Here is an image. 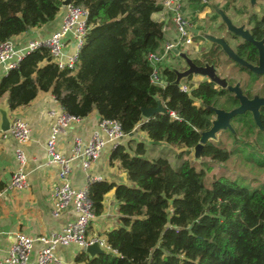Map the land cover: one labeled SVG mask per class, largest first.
Instances as JSON below:
<instances>
[{
    "label": "trees",
    "instance_id": "obj_1",
    "mask_svg": "<svg viewBox=\"0 0 264 264\" xmlns=\"http://www.w3.org/2000/svg\"><path fill=\"white\" fill-rule=\"evenodd\" d=\"M189 1L198 10L207 5ZM72 3L87 10L88 30L77 69L60 70L48 49L39 47L1 77L0 98L15 109L28 104L38 91H50L66 113L82 118L95 109L100 118L116 119L125 134L138 129L150 141L177 149L175 158L180 160L173 168L167 158L149 159L146 144L134 137L119 143L111 161L119 163L128 183L97 180L87 190L94 215L103 211L104 194L114 190L120 224L105 233L110 250L94 257L80 251L76 263L264 264V106L257 119L249 109L232 115L230 127L200 149L207 169L197 167L191 149L211 128L216 110L238 108L240 98L208 79L183 91L168 66L162 67V86L150 81L147 54L160 51L163 42V24L152 18L161 9L156 0ZM61 6L62 0H0V43L51 21ZM241 12L250 38L227 33L236 40V56L256 65L257 41L264 44V12L258 15L249 6ZM220 55L223 50L213 43L193 62L212 64L221 77ZM224 59L245 75L224 78L229 86L238 85L248 99L264 97V74L229 56ZM255 83L257 88L252 87ZM155 96L168 112L144 118L141 107L155 106ZM233 158L236 166L259 172L260 177L207 172L208 161L227 163Z\"/></svg>",
    "mask_w": 264,
    "mask_h": 264
},
{
    "label": "crops",
    "instance_id": "obj_2",
    "mask_svg": "<svg viewBox=\"0 0 264 264\" xmlns=\"http://www.w3.org/2000/svg\"><path fill=\"white\" fill-rule=\"evenodd\" d=\"M165 0H156L161 5V9L152 13V18L163 24V42L176 44L177 32L171 19L169 9L164 5ZM184 7L191 9L195 15L193 20L189 21L193 34H197L199 29L192 22L196 21V16L201 10L193 8L192 2L183 0ZM204 12H207L209 5L204 6ZM185 13V11H184ZM65 14L64 6H61L55 17L44 25L31 27L26 31L11 37L16 49L23 48L27 42L49 36L53 31L58 29L62 23ZM186 15V14H185ZM228 29V25H227ZM225 42V40H224ZM194 44V42H193ZM192 44V45H193ZM227 44V42H226ZM160 46V49L162 48ZM178 50L186 51L185 49ZM70 51V50H69ZM173 55L175 54L173 51ZM234 53V50L232 51ZM168 54V53H166ZM164 57V61L166 59ZM162 62V67L171 66L170 62ZM7 70L0 65V79L5 75ZM185 78V79H184ZM180 83L186 84L189 80L184 77ZM185 80L183 82L182 80ZM195 83L194 85H196ZM193 85V86H194ZM189 87V86H188ZM190 89V87H189ZM0 103L7 104L6 98H0ZM50 110L54 111L49 115ZM62 111L58 101L50 91H38L34 99L28 104L16 107L11 111V117L23 119L29 127V138L23 145H19L9 133L0 132V258L7 255V250L13 242L14 235L17 232L25 233L31 237L49 232H61L64 226L76 218V213L72 207H68L58 216L52 214V191L57 182L58 164L49 161L46 153V141L50 135L52 124L55 122L56 115ZM100 119L99 114L94 109L85 117L72 121L69 125L57 135L56 148L61 154H67L76 137L81 138L84 142L89 140L93 131L97 129V123ZM141 133L144 139H148L144 131L136 129L135 135ZM104 136V134H102ZM131 138V137H130ZM126 139L120 140L125 143ZM21 147L24 151L27 173L28 187L24 190H11L7 188L13 172L17 168L15 150ZM112 148L109 144L105 145L100 157L93 162L89 169L84 170L80 161L73 162V170L70 175V182L75 188L88 187V176L99 177L100 180L114 183H128L126 173L119 167L117 161H111ZM97 181V180H96ZM103 211L100 215H94L89 223L87 236L105 241V233L120 224L117 202L114 199V190L108 191L103 196ZM38 243H35L30 254L29 264L34 262V257ZM105 249V248H104ZM108 251V249H105ZM82 251L74 243L68 245H58L54 252L61 264H86L85 262L76 263V255Z\"/></svg>",
    "mask_w": 264,
    "mask_h": 264
},
{
    "label": "built area",
    "instance_id": "obj_3",
    "mask_svg": "<svg viewBox=\"0 0 264 264\" xmlns=\"http://www.w3.org/2000/svg\"><path fill=\"white\" fill-rule=\"evenodd\" d=\"M203 2L208 0H202ZM164 5L169 9L171 19L177 32L176 44L165 43L160 51L149 52L147 60L151 65L150 81L153 84L162 86V62L166 53L178 46L193 44L192 30L190 23L183 9V0H165ZM65 14L58 29L49 36L27 42L21 48L16 49L14 42L9 38L0 43V65L6 70L18 65L19 60L26 53L39 47L48 49L51 60L60 69L75 71L78 63V53L84 42L88 30L86 18L87 10L72 2L65 5ZM70 50V51H69ZM181 90L188 92L186 84L179 83ZM49 115L54 111L50 110ZM79 118L66 113L63 109L56 115L55 122L51 126L50 135L46 141V153L50 162L58 164L57 182L52 191V214L58 216L68 207H72L76 218L68 222L61 232H49L31 237L22 232L14 235L13 242L7 250V255L0 258V264H29L30 254L35 243L39 244L32 264H61L54 249L58 245L77 244L82 251L94 241L100 247L110 250L106 241L89 238L87 230L89 223L94 217L92 202L88 196L87 186L75 188L70 182V175L73 170V162L79 160L84 170L89 169L104 149L109 144L112 150L125 137L120 123L113 118H100L97 129L92 132L89 140L84 142L76 137L67 154H61L56 148L57 135L60 134L72 121ZM14 140L23 145L29 138L28 124L19 117H12L11 127L7 132ZM104 134V136H102ZM17 168L8 181L7 188L11 190H24L28 187L27 173L25 171L26 158L23 149L19 146L15 150ZM99 180V177L88 176V183Z\"/></svg>",
    "mask_w": 264,
    "mask_h": 264
},
{
    "label": "rangeland",
    "instance_id": "obj_4",
    "mask_svg": "<svg viewBox=\"0 0 264 264\" xmlns=\"http://www.w3.org/2000/svg\"><path fill=\"white\" fill-rule=\"evenodd\" d=\"M243 0H208L207 4L209 5V9L207 12H204V9L201 10L200 14L196 16V21L192 22L196 28L199 29L197 34H194V44L193 45H186L184 47H179L180 49H185L186 55L192 59L194 57H200L201 53L207 51L213 43L218 44L221 49L223 50V55H220L221 63L220 68L222 71L221 77L222 78H232V79H242L245 78V75L240 74L235 68H233L232 64L225 62V57L231 54L232 49L234 50L235 39L231 37L227 32H232V30L228 31L226 29L227 23L230 22L234 27L239 28V31L242 33V28L244 27L243 24L245 22V14L241 12L243 6H249L251 10L258 12L259 14L263 10L264 0H253L248 2L246 5ZM193 8L195 7L192 4ZM183 9L185 11L186 17L188 20H193V16L195 13L191 9H186L184 7L183 2ZM239 11H238V10ZM231 28V27H230ZM225 40V42H224ZM227 42V44H226ZM225 49H223V47ZM167 62L171 64V66L175 67L177 70H184L187 67L186 61L179 55H173L172 52H168L166 54ZM231 58V57H230ZM165 59V61H166ZM164 61V60H163ZM164 61V62H165ZM207 63V62H206ZM254 67V66H253ZM258 67V66H255ZM206 76L199 75V74H192L186 77V80L189 82L186 83L187 86H193L195 83L200 82L203 79H206ZM185 79V78H184ZM182 80L185 82V80ZM253 88H257L258 84L255 83L252 86ZM235 92L238 94L239 87L235 85ZM222 113L216 112V116L214 120H218L222 117ZM219 122V121H216ZM220 125L219 129L215 132H212V135L206 137L207 139L213 138L216 139L219 131L225 128L227 125ZM135 141H142L146 144V157L151 159L155 157H164L167 158L173 168H177L180 160L175 158V153L177 149L162 143V142H152L149 139H144L141 133L134 136ZM206 139V140H207ZM202 142V141H201ZM200 142V143H201ZM199 146H195L191 149L190 158L194 161L197 167L203 165L202 161L204 159L201 158L198 151ZM210 170L207 172L209 174L212 173H225L229 175H236L241 176L244 175L245 177H251L253 175L258 174L257 176L260 177L259 172L249 173L242 168L241 166H236V160L233 158L227 163H217L214 161H208ZM203 168L207 169L205 165Z\"/></svg>",
    "mask_w": 264,
    "mask_h": 264
},
{
    "label": "water",
    "instance_id": "obj_5",
    "mask_svg": "<svg viewBox=\"0 0 264 264\" xmlns=\"http://www.w3.org/2000/svg\"><path fill=\"white\" fill-rule=\"evenodd\" d=\"M71 2H72V0H62V6H65ZM227 25H228V29L232 30L234 33H236V34L240 33L241 34V32L239 31V28L234 27L230 22H228ZM222 47H223V45H222ZM223 49H225V48L223 47ZM172 51L175 54H178L179 56L184 58V60L186 61V64H187L186 69H184L182 71L170 68L176 74V78L173 81L175 84H179L180 80L184 77H187V76L192 75V74H199V75L206 76L208 80L215 82L218 86H220L222 88L231 89L235 92V86H229L227 84V81L224 78L219 77L216 73L215 67L212 64L205 63L204 65H197L192 61V59H190L186 55V53L184 51L180 52L177 48H173ZM229 55L231 58L249 66L253 71L264 73V52H263V50H261V60H260L258 67H255V66L253 67V65L246 63L245 61L238 58L236 56V54L233 52H231V54H229ZM239 91H240V88H239ZM235 94L237 97L240 98L241 105L238 108H235L229 112H225L222 110H216V112L222 113L223 115L220 119L212 121V126L209 130L202 132V135L200 138V142L201 141L202 142L201 143L199 142L198 144L195 145V146H199V148H198L199 155H200V149L203 146V143L207 139L206 137L212 135V132L217 131L219 129L218 127H220V125H224L225 123H227L226 127H230L229 118L232 115H234L235 113L242 112L245 109H249L252 112V114L254 115L255 119H257L259 117V108L261 106H264V97L254 96L252 99H248V98L244 97L241 94V92H239L238 94L235 92ZM189 96L191 98L195 99L194 97H192L191 94H189ZM154 99H155V103H156L155 106L147 107V108L141 107V114L144 118H151L157 113H167L168 112V110H166V108L163 106L159 97L155 96ZM11 111H12V108L10 107L9 104L0 103V132H2V133L7 132L11 127V123H12V117L10 114ZM215 121H219V122H215ZM135 132H136V130H133L132 132L126 134L125 138L133 137ZM83 252H85L89 257H94L98 254L105 253L106 250L103 249L102 247H100V245L98 244L97 241H94L91 244H89L88 246H86Z\"/></svg>",
    "mask_w": 264,
    "mask_h": 264
},
{
    "label": "flooded vegetation",
    "instance_id": "obj_6",
    "mask_svg": "<svg viewBox=\"0 0 264 264\" xmlns=\"http://www.w3.org/2000/svg\"><path fill=\"white\" fill-rule=\"evenodd\" d=\"M244 1V3H245V5L248 3V2H251V1H253V0H243ZM242 1V2H243ZM264 12V10H262V12L259 14L258 12H256L258 15H261L262 13ZM243 28H242V33L240 34H237L240 38H242V39H248V38H250V33H249V30L247 29V27H246V25H245V22H244V24H243ZM227 27V26H226ZM227 29V28H226ZM228 31H230V29H228ZM230 33H232V32H230ZM233 34H236V33H233ZM193 42H194V39H193ZM235 44H236V41H235ZM235 46V45H234ZM257 46H258V61H257V64L256 65H253V66H259V63H260V60H261V50H263V52H264V44H263V42L262 41H257ZM234 50H235V47H234ZM235 53V52H234ZM194 58H196V57H194ZM192 61H193V58H192ZM206 63V62H205ZM204 63V64H205ZM203 64V65H204ZM250 65H252V64H250ZM216 69V68H215ZM262 74H264V73H262ZM207 79V78H206ZM235 86V85H234ZM216 116V115H215ZM215 118V117H214Z\"/></svg>",
    "mask_w": 264,
    "mask_h": 264
},
{
    "label": "bare ground",
    "instance_id": "obj_7",
    "mask_svg": "<svg viewBox=\"0 0 264 264\" xmlns=\"http://www.w3.org/2000/svg\"><path fill=\"white\" fill-rule=\"evenodd\" d=\"M216 122V121H215Z\"/></svg>",
    "mask_w": 264,
    "mask_h": 264
}]
</instances>
